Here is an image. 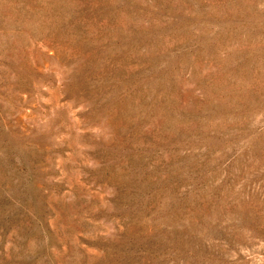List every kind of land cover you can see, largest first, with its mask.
Wrapping results in <instances>:
<instances>
[{
    "label": "rangeland",
    "instance_id": "obj_1",
    "mask_svg": "<svg viewBox=\"0 0 264 264\" xmlns=\"http://www.w3.org/2000/svg\"><path fill=\"white\" fill-rule=\"evenodd\" d=\"M0 264H264V0H0Z\"/></svg>",
    "mask_w": 264,
    "mask_h": 264
}]
</instances>
